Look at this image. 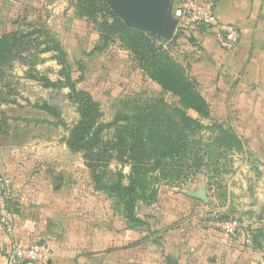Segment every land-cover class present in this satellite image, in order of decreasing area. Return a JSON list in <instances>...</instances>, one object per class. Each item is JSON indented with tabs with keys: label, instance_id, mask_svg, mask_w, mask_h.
<instances>
[{
	"label": "rangeland",
	"instance_id": "1",
	"mask_svg": "<svg viewBox=\"0 0 264 264\" xmlns=\"http://www.w3.org/2000/svg\"><path fill=\"white\" fill-rule=\"evenodd\" d=\"M100 17L99 13L89 16L78 0H0V40L13 35L7 44L10 49L0 54V144L25 145L36 137L37 142L66 141L80 119L78 107L70 98L67 77L71 73L75 79L82 77L78 87L99 103L97 123L101 129L95 151L106 154L95 169L99 181L96 184L92 171L85 166L84 154L75 153L74 178L70 182L74 199L87 200L84 204L96 210L98 217L110 210L109 214L114 211L121 220L122 264H191L188 253L199 247V235L219 233L204 226L208 217L247 223L257 213L243 198L237 177L245 160L255 165L258 161L253 144L238 131L241 127L231 124L244 111L219 109L213 95L201 86L213 120L235 135L240 148L227 150L220 146L211 119L199 118L195 111L188 110V116L198 119L202 129L188 134V148L171 161L169 177L154 174L160 184L151 179L144 196L135 201L137 222L132 225L134 230L127 231L122 206L99 187L118 183V173L122 175L121 184L128 183L130 169L128 163L121 164L124 150L119 146L120 140L134 139L136 133L131 131L140 129L149 143L147 158L152 159L153 142L173 135L178 125L171 109L166 111L164 105L181 106L176 98L162 96L160 88L150 81L143 62L125 47L118 33L108 36L107 46L100 53L92 52L101 32ZM198 30L207 31L202 27ZM195 33H175L170 41L148 37L174 56L188 74L185 63L190 55L183 48L195 41ZM43 79L55 86L45 87ZM243 93L232 94L231 100H244L247 95ZM45 105L49 111L41 109ZM250 232L253 240L255 228ZM236 241L242 248L251 243ZM105 258L106 264L112 263L113 253Z\"/></svg>",
	"mask_w": 264,
	"mask_h": 264
},
{
	"label": "crops",
	"instance_id": "2",
	"mask_svg": "<svg viewBox=\"0 0 264 264\" xmlns=\"http://www.w3.org/2000/svg\"><path fill=\"white\" fill-rule=\"evenodd\" d=\"M216 15L236 27L238 43L225 50L211 33L198 30L195 41L183 48L190 55L185 64L219 109L244 111L231 124L241 127L238 131L253 144L258 158L256 165L245 160L237 172L243 198L257 212L247 221L255 235L250 246L242 248L222 233L200 234L199 247L188 256L191 264H264V0H218ZM243 91L244 100H231L232 94ZM75 155L64 139L37 142L36 137L25 145L0 144V176L9 186L13 229L8 235L0 225V264H7L13 243L47 245V264H106L108 253H113L110 264H122L121 220L110 210L98 217L84 204L87 200L74 199L70 182Z\"/></svg>",
	"mask_w": 264,
	"mask_h": 264
},
{
	"label": "trees",
	"instance_id": "3",
	"mask_svg": "<svg viewBox=\"0 0 264 264\" xmlns=\"http://www.w3.org/2000/svg\"><path fill=\"white\" fill-rule=\"evenodd\" d=\"M78 1L80 4L85 5L86 13L89 16L97 13L101 14V32L97 35L98 43L93 47L92 52L100 53L107 46L108 36L118 33L122 37L125 47L136 59L143 62L144 68L148 71L150 81L160 88L162 96L176 98L181 106L180 108L178 106L170 108L166 104L164 105L166 111L171 109L178 125L174 129L173 135L170 136V133L164 137L157 138V141L153 142L154 153L152 159L147 158L149 143L143 139L140 129L131 131L136 133L134 139L129 141L126 139L120 140L119 146L124 150L123 157L120 159L121 164L126 166L129 164L130 169L127 178L128 183L122 185L120 182L122 175L118 173V183L99 187L107 190L117 200V203L122 206V211L126 218L124 220L126 227L128 230H134L132 225L137 222L134 216L135 201L144 196L151 179L159 182V178L155 179L154 177L157 176H154V174L158 173L163 178L171 175L172 169L169 165L171 161L177 160L178 157L186 152L189 143L188 134L197 133L202 129L198 119H192L188 116V110L195 111L199 118L211 119L210 121L215 124V129L218 131L220 146L227 148V150H238L240 144L235 135L222 129V124L213 120L211 109L208 103L206 104V99L202 97L198 82L189 73L186 74L181 63L174 56L169 55L161 47H157L156 43L143 31L127 27L103 0ZM106 16L110 18V23H108ZM11 38H13L11 34L1 38L0 54L10 49L7 44ZM160 40L162 39H157V41ZM67 79L70 98L78 107L80 119L70 130L66 139V146L72 153L81 152L84 154L85 166L92 171L93 181L98 184L99 181L96 178L95 169L99 167L98 162L102 161L103 155L106 154L101 150L100 153L95 151L99 143L98 138L101 129V126L97 123L99 103L89 92L78 87L82 77L75 79L71 73ZM43 80L45 87L55 86L51 81ZM163 97L160 99H164ZM41 109L50 110L46 105ZM218 140L216 139V141Z\"/></svg>",
	"mask_w": 264,
	"mask_h": 264
},
{
	"label": "built area",
	"instance_id": "4",
	"mask_svg": "<svg viewBox=\"0 0 264 264\" xmlns=\"http://www.w3.org/2000/svg\"><path fill=\"white\" fill-rule=\"evenodd\" d=\"M218 0H176L172 7V15L176 20L174 34L188 36L202 27L215 38L219 46L230 50L239 40L235 26L222 23L216 15ZM9 186L6 179L0 176V225L11 235L13 232L8 213ZM204 226L222 233L234 240H244L250 243L252 229L247 223L236 220H221L214 216L208 217ZM51 249L45 244L35 243L28 247L13 243L10 247L7 264H47Z\"/></svg>",
	"mask_w": 264,
	"mask_h": 264
},
{
	"label": "water",
	"instance_id": "5",
	"mask_svg": "<svg viewBox=\"0 0 264 264\" xmlns=\"http://www.w3.org/2000/svg\"><path fill=\"white\" fill-rule=\"evenodd\" d=\"M172 1L104 0L127 27L141 30L152 38L168 41L173 38L177 24L172 15ZM57 181L59 182L60 178H57Z\"/></svg>",
	"mask_w": 264,
	"mask_h": 264
}]
</instances>
